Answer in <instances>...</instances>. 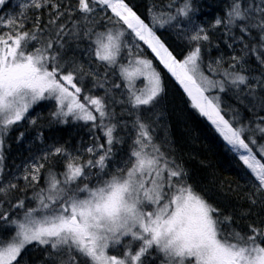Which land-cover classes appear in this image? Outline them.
Instances as JSON below:
<instances>
[{
	"label": "snow or ice",
	"instance_id": "obj_1",
	"mask_svg": "<svg viewBox=\"0 0 264 264\" xmlns=\"http://www.w3.org/2000/svg\"><path fill=\"white\" fill-rule=\"evenodd\" d=\"M8 3L0 0V9ZM195 11L191 0L153 3L146 22L126 0H19L17 12L0 14V264H23L29 245L43 250L45 264H264V219L247 231L235 228L231 215L189 183L149 118L164 85L144 46L246 169L251 190L241 214L258 208L256 215H264V71L254 75L250 64L264 70V0H228L207 26ZM165 27L187 41L182 59L157 34ZM217 29L233 52L227 66L223 57L205 61ZM85 41L87 66L77 55ZM121 88L120 115L135 119L128 151L115 163V145L126 140L110 92ZM230 89L251 98L254 128L221 106L219 93ZM42 101H54V120L90 122L102 136L93 131L83 148L53 145L22 174L6 176L4 138L21 121L36 124L30 111ZM29 189V205L12 201ZM5 202L22 211L5 210Z\"/></svg>",
	"mask_w": 264,
	"mask_h": 264
},
{
	"label": "trees",
	"instance_id": "obj_2",
	"mask_svg": "<svg viewBox=\"0 0 264 264\" xmlns=\"http://www.w3.org/2000/svg\"><path fill=\"white\" fill-rule=\"evenodd\" d=\"M126 2L138 15L144 18L146 22H149V5L153 3L165 4L168 0H126ZM191 2L196 9L194 19L197 23L207 26L214 20L217 14H223L224 6L228 3V0H191ZM18 3L19 0H9V3L6 4L3 9H0V14L8 15L17 12ZM170 29L171 27H165L163 29L157 28V33L170 50L173 51L174 55L178 59H182L187 53L189 45L187 41L182 44L173 43L171 39H169ZM210 38L212 41L210 48L206 46L204 49L205 61L207 62L208 60H215L218 57H223L225 66H227L233 52L224 42L226 37L220 29H217L210 32ZM86 44V41L81 42L80 50L77 52V55L87 66L89 57L86 52H83ZM216 45H219V47H216ZM235 47V54L239 55V48L238 46ZM145 52L146 54L143 53L144 55L153 59L149 56L146 49ZM154 63L157 65L158 70L161 71L164 85V92L158 106L161 121H164L163 124L167 132L174 140V147L171 148V151L175 158L187 170L189 183L197 191L203 193L210 203L220 208L223 214L231 215L235 228L241 231H247V225L256 218H252L253 215L255 216L256 213H259L261 210L254 208L252 213L244 218H240L235 214L240 210L243 211L249 208V204L246 200V193L251 189L245 183V177L241 170L243 167L242 163L239 162L233 154L230 155L225 151L224 143H222L204 123L205 118L200 116L199 113L191 107L188 97L174 78L172 79L166 76L155 60ZM250 64L251 71L254 75L259 76L261 71H264L256 64L255 60H252ZM113 80L117 83L119 82L115 76H111L110 82ZM84 84L86 87L92 88L90 80L86 79ZM92 91L94 94L104 95V89L92 88ZM110 95L117 101L114 104L110 102V107L115 109L117 119L121 122L118 133L124 136L126 140L123 145H115L117 150L115 159H119L128 151V146L131 143V141L128 142L129 137H131L130 132H128L130 127L128 123L134 120L135 117L129 115L126 111L124 115H120L126 107L119 103L121 99H124L122 88L112 89ZM219 95L222 100L221 106H230L234 109L238 113L236 119L240 121L241 124L250 128L255 127V123H249L250 120H255L253 113L248 110L252 105L250 97L244 96L242 93L238 96L235 91L231 89L225 93H219ZM241 100H243L244 103H241ZM54 109V101L40 102L30 111V116L32 119L36 120V124L31 123L29 125L28 120L22 121L20 127L17 126L13 128L5 136L4 166L6 176H11V174H13L16 165L21 161L23 154L26 153V148L24 147H26L28 143H31L29 142L30 138L35 132L41 133L43 145L53 143L56 146L64 145L69 149L76 148L78 141H83L88 137H90V139L86 141L91 144L93 142V131L95 135L102 136V133L98 129L93 131L89 130L90 122L85 124L83 121L75 122L69 119L68 123H60L54 120L51 115ZM233 114L234 113L229 112V117ZM260 114L264 115V112ZM125 121L128 124L127 129L123 127ZM153 127L155 128V134H158L161 129L159 130L156 124H153ZM21 134L23 135L21 136ZM37 144L38 138H35L32 147L37 146ZM19 183L23 184V181ZM31 195L32 190L29 189L26 192L15 193L11 199L14 202L17 198H25V204L27 206L30 204V201L26 197ZM212 195L216 197L219 196L222 201H224L223 204H217L218 201L215 199V196L213 197ZM3 207L5 210L14 213L22 211L19 209H12L11 205L7 202L4 203ZM259 217L264 219V215ZM32 247L33 246H29L25 250V253L22 254L24 256L23 264H45L43 250Z\"/></svg>",
	"mask_w": 264,
	"mask_h": 264
},
{
	"label": "rangeland",
	"instance_id": "obj_3",
	"mask_svg": "<svg viewBox=\"0 0 264 264\" xmlns=\"http://www.w3.org/2000/svg\"><path fill=\"white\" fill-rule=\"evenodd\" d=\"M110 14V13H109ZM180 30L179 29H175V28H171L170 29V31H169V39H171V41L173 42V43H179V44H182V43H184L186 40L184 39V38H182V37H180V36H178V32H179ZM158 34V33H157ZM142 43V42H141ZM167 45V44H166ZM145 47V49L147 50V48H146V46H144ZM148 51V53H149V56H151L153 59H154V57L152 56V54H151V52H150V50H147ZM144 53L146 54V52L144 51ZM155 60V59H154ZM157 62V64H158V66L159 67H161V69L163 70V72H164V74L166 75V76H168V77H170V78H172L171 76H170V74H168L167 73V71L166 70H164L163 69V67L161 66V65H159V63H158V61H156ZM173 79V78H172ZM252 83H254V81H252ZM187 96V95H186ZM160 101H161V99H160ZM159 101V102H160ZM149 118H151L152 120H153V124H156L157 125V128L160 130V132H158V134H155V136L157 137V139H158V141H167L169 144H170V146H171V148L172 147H174V140L172 139V137H171V135L167 132V130H166V128H165V126H164V121H161V115H160V111H159V106H158V108L155 110V115H151L150 114V116H149ZM135 119V118H134ZM132 121L133 120H131L128 124H129V130H128V132H130V134H131V130H132ZM22 123V121L20 122V124ZM204 123L211 129V131L214 133V135H216L221 141H222V143H224V146H225V151L227 152V153H229L230 155L232 154V153H230L228 150H227V145H226V142L219 136V134L215 131V129H214V127L206 120V118H205V121H204ZM20 124L18 125L19 127H20ZM31 123L29 122V125H30ZM17 126H13V128H16ZM12 128V129H13ZM158 130V131H159ZM35 138H38V144H37V146H33L32 147V143H33V140L35 139ZM88 140L90 139V137H88L87 138ZM87 139H84L83 141H78L77 142V146H76V148H83V147H86L87 145H89V143H87ZM129 141H131V137H129V139H128V142ZM29 142H31V143H28V145L26 146V147H24V148H26L25 150H26V153L25 154H23V156H22V158H21V161L16 165V167H15V169L13 170V174H22L23 173V170H24V167L27 165V164H29V163H31L35 158H37V157H39V156H41L42 154H43V152L44 151H46V150H48V149H50V147H52L53 145H55V144H53V143H50V144H48V145H43L42 143H43V140L41 139V133H34L33 134V136L30 138V141ZM87 143V144H86ZM24 148H23V150H24ZM24 150V151H25ZM120 159V158H119ZM119 159H115V163H118L119 162ZM241 170H242V174H244L245 173V171H246V169L244 168V166L241 168ZM13 174H11V175H13ZM203 194V193H202ZM204 195V194H203ZM205 196V195H204ZM213 197L215 196V195H212ZM215 199L218 201L217 202V204H223V202L224 201H222V199L219 197V196H215ZM242 213V211L240 210L239 212H237V213H235L238 217H240V218H244V217H247V216H244V215H242L241 214ZM254 217H256L255 218V220H257V219H263V218H260V217H258L257 215H253V217L252 218H254ZM251 218V219H252ZM3 231V229H0V232H2ZM29 246H33V245H29ZM28 246V247H29ZM32 248H35V246H33ZM150 264H151V261H150ZM154 264H159V260H156L155 262H154Z\"/></svg>",
	"mask_w": 264,
	"mask_h": 264
},
{
	"label": "bare ground",
	"instance_id": "obj_4",
	"mask_svg": "<svg viewBox=\"0 0 264 264\" xmlns=\"http://www.w3.org/2000/svg\"><path fill=\"white\" fill-rule=\"evenodd\" d=\"M223 145H224V144H223ZM229 166H230V165H229ZM229 166H228V167H229ZM234 166H235V165H234ZM232 168H233V167H232ZM232 168H230V169H232ZM234 168H235V167H234Z\"/></svg>",
	"mask_w": 264,
	"mask_h": 264
}]
</instances>
